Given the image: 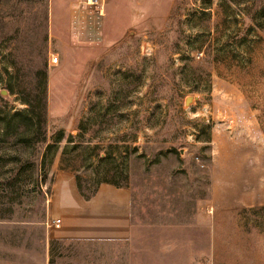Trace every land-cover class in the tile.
<instances>
[{
	"label": "rangeland",
	"instance_id": "rangeland-1",
	"mask_svg": "<svg viewBox=\"0 0 264 264\" xmlns=\"http://www.w3.org/2000/svg\"><path fill=\"white\" fill-rule=\"evenodd\" d=\"M77 1L0 0V264H264V0H98L80 40ZM43 96L46 143L62 137L45 183L37 119L22 133ZM65 144L87 178L106 149L127 241L51 239Z\"/></svg>",
	"mask_w": 264,
	"mask_h": 264
},
{
	"label": "crops",
	"instance_id": "crops-1",
	"mask_svg": "<svg viewBox=\"0 0 264 264\" xmlns=\"http://www.w3.org/2000/svg\"><path fill=\"white\" fill-rule=\"evenodd\" d=\"M107 1L116 3L119 0ZM55 184L53 202H56V194H60L62 200L56 202L58 209L54 213L60 225L55 228L52 240L118 242L129 239L131 206L126 189L102 184L94 197L85 201L78 193L74 176L63 171Z\"/></svg>",
	"mask_w": 264,
	"mask_h": 264
},
{
	"label": "trees",
	"instance_id": "trees-1",
	"mask_svg": "<svg viewBox=\"0 0 264 264\" xmlns=\"http://www.w3.org/2000/svg\"><path fill=\"white\" fill-rule=\"evenodd\" d=\"M27 105V109L24 111L23 115L25 116V120H22V128H23V135L28 137L33 128V121L36 118L37 119V125L39 126V141L40 143V152H39V163H38V171H39V177L41 183H45L47 179L48 174V166L50 165V162L52 161V156H50L52 150H57L58 143L61 142L62 137L56 136L52 141L48 144L46 143V130L44 128L46 124V99L45 97H37L36 99L29 101H23ZM21 113H15L11 119H15L16 117L20 116ZM8 126L7 123L4 126L3 129V135L8 134ZM78 138V135L75 137H70L67 142H72L74 144H71L70 147V154H74V160L78 159L81 155L82 149H84L83 144H80V142H74L73 139ZM25 139V138H24ZM90 144H87L86 147H89ZM67 145L63 147V150L61 152L60 157V163L64 168H62L63 171H71L73 173H76L74 175L75 182H76V188L78 190L79 195L84 199L85 201H89L94 197L98 187L102 184H108L116 188H121L117 182L108 176V172L111 171L110 169L103 168L104 163L106 162V156L101 155L102 149H105L101 146V144H91L90 148L93 154L91 157V163L88 164L90 168L93 169V176L87 178L82 175H78L77 172L80 170L79 166H75L71 164V166L66 165L65 166V156L67 155ZM89 150V148H88ZM106 152V149H105ZM107 153V152H106ZM73 160V161H74ZM71 161V160H70ZM103 174H100V173ZM102 175V176H100Z\"/></svg>",
	"mask_w": 264,
	"mask_h": 264
},
{
	"label": "built area",
	"instance_id": "built-area-1",
	"mask_svg": "<svg viewBox=\"0 0 264 264\" xmlns=\"http://www.w3.org/2000/svg\"><path fill=\"white\" fill-rule=\"evenodd\" d=\"M83 3V4H82ZM102 4V3H101ZM79 6H77L76 10L74 11L75 15L73 16V33L72 35L74 36V38L76 40H80V33L82 34H87V35H100V22L99 19H101L103 17L104 14V9L102 5H99L98 0H93V3L90 2V0L86 1V2H81L78 4ZM82 5H86L88 8L86 9V11L81 10L82 9ZM81 14L80 15H78ZM84 13H89L91 16H89V18L86 19L89 27H83L84 26V22H82V14L84 15ZM85 21V23H86ZM94 25V26H93ZM88 30H85L87 29ZM89 30H92V32L90 33ZM51 60V64L54 65L57 63L58 58L51 56L50 58ZM60 225V220H53L52 222H47L46 223V227L51 229V228H58Z\"/></svg>",
	"mask_w": 264,
	"mask_h": 264
},
{
	"label": "water",
	"instance_id": "water-1",
	"mask_svg": "<svg viewBox=\"0 0 264 264\" xmlns=\"http://www.w3.org/2000/svg\"><path fill=\"white\" fill-rule=\"evenodd\" d=\"M190 100H191L190 98H187L185 103L188 104L190 102Z\"/></svg>",
	"mask_w": 264,
	"mask_h": 264
},
{
	"label": "bare ground",
	"instance_id": "bare-ground-1",
	"mask_svg": "<svg viewBox=\"0 0 264 264\" xmlns=\"http://www.w3.org/2000/svg\"><path fill=\"white\" fill-rule=\"evenodd\" d=\"M91 2V1H90Z\"/></svg>",
	"mask_w": 264,
	"mask_h": 264
}]
</instances>
